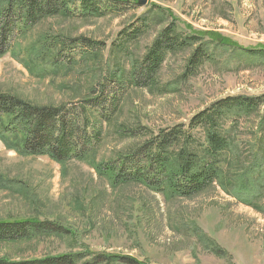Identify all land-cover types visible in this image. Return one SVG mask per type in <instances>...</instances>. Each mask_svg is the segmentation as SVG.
<instances>
[{
	"label": "rangeland",
	"instance_id": "obj_1",
	"mask_svg": "<svg viewBox=\"0 0 264 264\" xmlns=\"http://www.w3.org/2000/svg\"><path fill=\"white\" fill-rule=\"evenodd\" d=\"M137 1L102 18L44 19L0 56V93L30 104L80 107L96 97L102 102L100 90L90 93L102 83L106 93L119 99L111 121L102 126L100 142L82 160L56 163L23 155L0 141V220L47 221L67 231L0 242V258L81 254L78 264L96 255L129 257L142 264H264L263 109L222 122L228 141L220 163L222 184L191 198L135 184L115 187L96 170L145 138H128L119 130L157 133L187 124L227 96L264 95V60L241 50L264 48V0H146L143 6ZM170 23L183 34H218L234 49L213 45L204 36L208 58L191 76L183 75L194 47L168 55L151 88L124 85L121 90L109 83L119 73L127 76ZM136 31L138 38L124 44ZM56 38L64 44L82 38L98 48L48 44ZM90 119L97 118L90 114ZM242 184L247 192L240 191Z\"/></svg>",
	"mask_w": 264,
	"mask_h": 264
},
{
	"label": "trees",
	"instance_id": "obj_2",
	"mask_svg": "<svg viewBox=\"0 0 264 264\" xmlns=\"http://www.w3.org/2000/svg\"><path fill=\"white\" fill-rule=\"evenodd\" d=\"M132 0H0V56L12 49L16 39L27 34L44 19L58 15L65 17L102 18L122 13ZM134 3V1H133ZM138 30V29H137ZM140 35L139 31L126 36L129 42ZM207 36L210 43L233 48L228 41L215 33L183 34L174 23L165 27L152 41L141 61L134 63L125 77L119 73L109 83L138 89L151 88L166 57L194 47L187 60L183 76H191L208 58V47L202 42ZM48 41L51 46H80L98 48L97 43L86 39ZM215 43V44H214ZM49 48V47H48ZM234 49V48H233ZM246 56L264 60V48L241 49ZM57 55L54 56L55 62ZM70 62V61H69ZM105 84V83H102ZM101 88L90 93L105 95L100 102L96 97L85 100L83 106H37L9 93H0V141L9 149L32 157L45 156L56 163L84 159L100 142L102 126L108 124L117 111L118 97ZM104 92V93H103ZM109 95V96H108ZM105 108V109H104ZM262 112L264 123V95L247 97L227 96L212 102L194 114L187 124L175 125L157 133H143L142 129L119 130L128 138L145 137L133 149L119 154L96 166L115 187L141 185L155 193H169L178 198H191L221 183L220 163L227 152L228 141L221 131L225 119L247 117ZM90 114L97 119H90ZM264 152L263 149L259 150ZM257 167L258 164H251ZM251 167V168H253ZM250 178H252L250 176ZM252 181V180H249ZM241 192H247L242 184ZM66 230L52 222L33 220H0V242H19L40 235H62ZM81 254L60 255L32 260L13 261L0 258V264H78ZM82 264H142L123 256L96 255Z\"/></svg>",
	"mask_w": 264,
	"mask_h": 264
},
{
	"label": "water",
	"instance_id": "obj_3",
	"mask_svg": "<svg viewBox=\"0 0 264 264\" xmlns=\"http://www.w3.org/2000/svg\"><path fill=\"white\" fill-rule=\"evenodd\" d=\"M136 3L138 6H143L146 4V0H138Z\"/></svg>",
	"mask_w": 264,
	"mask_h": 264
}]
</instances>
